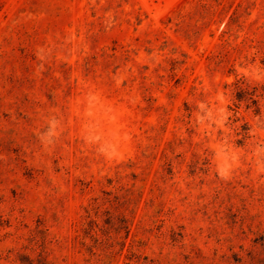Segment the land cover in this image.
<instances>
[{
  "label": "rangeland",
  "instance_id": "rangeland-1",
  "mask_svg": "<svg viewBox=\"0 0 264 264\" xmlns=\"http://www.w3.org/2000/svg\"><path fill=\"white\" fill-rule=\"evenodd\" d=\"M0 264H264V0H0Z\"/></svg>",
  "mask_w": 264,
  "mask_h": 264
},
{
  "label": "trees",
  "instance_id": "trees-1",
  "mask_svg": "<svg viewBox=\"0 0 264 264\" xmlns=\"http://www.w3.org/2000/svg\"><path fill=\"white\" fill-rule=\"evenodd\" d=\"M241 97V96H240ZM241 99V98H240Z\"/></svg>",
  "mask_w": 264,
  "mask_h": 264
}]
</instances>
